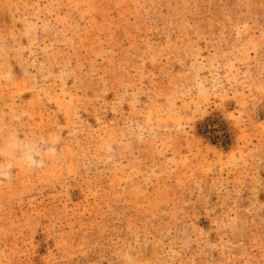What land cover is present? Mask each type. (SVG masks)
<instances>
[{
	"label": "rangeland",
	"instance_id": "1",
	"mask_svg": "<svg viewBox=\"0 0 264 264\" xmlns=\"http://www.w3.org/2000/svg\"><path fill=\"white\" fill-rule=\"evenodd\" d=\"M0 264H264V0H0Z\"/></svg>",
	"mask_w": 264,
	"mask_h": 264
},
{
	"label": "clouds",
	"instance_id": "2",
	"mask_svg": "<svg viewBox=\"0 0 264 264\" xmlns=\"http://www.w3.org/2000/svg\"><path fill=\"white\" fill-rule=\"evenodd\" d=\"M47 151L49 155H55V148L49 147L47 149H39L33 144H23L19 140H13L9 145L10 158L7 160H0V183L4 181H11L13 179V168L15 167L14 157L17 152H20L21 158L25 166L29 170L42 168L44 166V159L42 153Z\"/></svg>",
	"mask_w": 264,
	"mask_h": 264
}]
</instances>
